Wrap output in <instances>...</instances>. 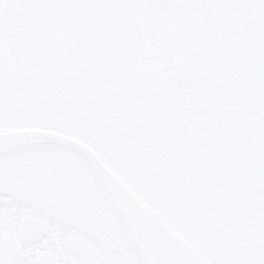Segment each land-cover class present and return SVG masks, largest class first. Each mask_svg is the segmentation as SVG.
<instances>
[{
  "label": "snow or ice",
  "instance_id": "6c2138e0",
  "mask_svg": "<svg viewBox=\"0 0 264 264\" xmlns=\"http://www.w3.org/2000/svg\"><path fill=\"white\" fill-rule=\"evenodd\" d=\"M0 264H264V0H0Z\"/></svg>",
  "mask_w": 264,
  "mask_h": 264
}]
</instances>
